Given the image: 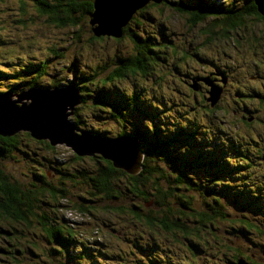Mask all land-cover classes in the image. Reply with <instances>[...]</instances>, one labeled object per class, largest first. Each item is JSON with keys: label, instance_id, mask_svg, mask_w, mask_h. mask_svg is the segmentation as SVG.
Here are the masks:
<instances>
[{"label": "trees", "instance_id": "obj_1", "mask_svg": "<svg viewBox=\"0 0 264 264\" xmlns=\"http://www.w3.org/2000/svg\"><path fill=\"white\" fill-rule=\"evenodd\" d=\"M33 1L32 8H27L29 13L55 23L60 32L63 31L64 25L71 24L72 27L78 24L80 30L74 35L76 38L79 37V33H82L80 31L81 29L83 31L84 25L90 24L91 34L87 35L83 32L84 38H113L117 47L124 39V35L134 42L133 49L136 51L130 58L119 59L115 64H112V67L110 63L106 62L99 66L101 69H107L106 78L101 79L103 87L109 83L114 84L116 79L127 77L128 74L130 76L139 75L144 81L150 83L141 84L129 94L112 91L107 99L103 98V88L91 95L97 90V87L94 86L96 83L94 79L98 80L99 74L80 75L81 69L78 68L80 64H77V59L80 61L82 53L80 44L84 43V47L88 48L91 40H84L82 36L84 42L81 43L77 40L80 42L77 46L70 34L71 30H69L68 33H64V42L67 43V46H75L73 55L75 57L68 63L69 65L61 63L60 58L64 57V52L60 48L57 49L56 46H51L48 53H43L22 64L7 59L9 57L7 51L0 52V56L4 58L0 64V83L4 82L0 87V96H7L8 93L17 95L33 88L43 91L58 88L64 96L68 94V99L69 96H72L70 97L72 100L74 98L73 90L69 88H76L78 99L75 103L76 112L84 113L86 116H84L85 118L74 114L68 116H72L70 118L79 123L80 129L88 131L89 134H98L108 138L132 136L137 141V147L142 150L143 157L139 171L129 172L125 168L115 165L112 159L101 153L78 154L63 143L53 145L49 139L33 137L26 130L21 129L12 135L0 133V231L4 230L5 232L4 238L0 240V251L16 258V253L12 251L14 247L10 244L13 240L15 241L20 231L14 225L32 223L40 229L38 236L43 237V243L37 244L39 253L42 255V263L43 255L48 250L46 243L53 242L55 244L53 247L57 246L61 251L65 250L66 246L67 248L70 246V241L79 245L70 254L74 264L82 257L88 258L87 261L90 262L85 264H99L97 259L89 258L96 255L91 246L77 241L76 234L78 233L73 230L74 224H69L70 221L66 219H60L61 212L56 210V207L59 204L62 205L61 202L68 197L69 201H66L68 208L87 212L94 219H103V224H113L114 235L117 234L119 238L122 233H125L120 231L121 225L126 223L132 224V226L140 223L145 224V228H149V234L153 236L150 246H139L140 250L148 249L143 257L147 264H152L156 251L161 248L160 245L165 240L168 242L164 243L169 246H177L191 256L193 254L201 256V252L205 250L211 252L215 258L219 253L218 257L222 258L218 259L224 260L227 264H237L239 259L246 264H264V259H259V255L253 252L244 253L242 244L237 240L241 236H245L246 231L264 232V228L261 227L262 223L255 222L246 213V208L255 205V200L260 194L253 193L252 202L240 200V205L245 207V211L241 208H237L235 213L229 211L232 207L229 203H233L235 199L233 197L235 190L232 186L238 184L234 181L235 179H230V175L236 173L243 178L244 174L254 173L253 169H247L248 165H252L249 159L253 157L254 160L255 158L260 159L264 155L247 154L244 149L250 147L249 143H253L255 146V135L264 137V133L255 132L248 139L246 147L238 146L236 152L244 157H240V161L237 160L235 163H232L231 160V154L235 152L228 153L226 138L231 129L238 125L234 121L243 123L245 119L247 125L251 120L259 122L257 119L264 117V75L260 76V70L264 71V64L261 63L264 58L261 59L260 56L263 57L264 53L260 54L259 52V50L264 51V14L260 13L257 0H224L227 3L226 6L221 5L220 2L216 4V0L149 1L146 5L136 9L123 26L120 36L107 33L95 34L96 23L91 22L94 0ZM2 3L3 1L0 0V4ZM168 3H170L168 8L172 11L173 16L182 19L186 29L179 31L176 41L156 50L154 39L149 41L148 36H146L147 38L142 37L141 34H137L130 28L131 25L140 27L142 18L137 15L144 7L157 6L162 10V7ZM19 20L21 23H25V20ZM7 23L0 19V32L7 31ZM202 35L205 36V41L199 39ZM209 42L222 48L224 55L230 54L229 51L232 48H236L237 51L243 50L247 56H251L252 62L260 67L257 74H252L256 78L253 79L254 84L247 86L250 88L249 92L246 90L247 87L236 88L233 91L240 95H245L243 94L245 91L246 94L250 93L252 95L250 97L251 104L249 101H244V99L248 100L244 96L240 99L233 97L232 102L229 98H225V91L219 94L213 104L206 99L205 95H208L210 90L207 79L213 80L212 76L225 75V69L219 64V60L215 61V59L210 62L214 63L213 69H216L218 74L214 73L211 68L205 70H201L202 67L196 68L198 62L194 60L193 56H199V60L205 57L206 53L212 49L205 48L207 43L208 47H211ZM117 47L113 50L118 51L119 47L118 49ZM163 49L165 52L169 51L170 54L163 53ZM157 56L173 60L174 67L182 68L187 78H192L193 83L183 79V84L187 86V89L183 90V96L190 100L194 110L198 106L200 107L201 113L196 119L202 122L200 131H203L204 137L199 138L202 140V144L198 140L189 141L191 136L199 132V129L193 128L189 133L185 131V126H181L179 130L169 134L170 132L156 121L157 117L164 113V108L158 103L157 85L160 82H167L164 79L170 80L172 77L169 71L161 70L157 66ZM216 57L219 56L214 54L210 58ZM225 61L227 62V60ZM57 64L62 66H55ZM187 65H192L193 68L191 69ZM53 66L57 72L49 71ZM63 72H65L64 78L57 76ZM149 76L154 79L150 81ZM85 79L87 81L83 84L82 81ZM195 82L199 86L198 89L192 88ZM213 85L220 88L221 83L214 78ZM161 86L166 87L163 84ZM201 86L209 87V90L203 91ZM141 87L146 88L149 94L155 97L154 104L149 97L152 103L151 111H147L137 103L140 97L138 90L143 89ZM170 99L171 97H168L167 101ZM229 106L236 113L230 115V119L233 121L228 120L224 124L223 119L230 112ZM240 109L247 111V114H244L245 112ZM132 112L139 113L132 114ZM249 114L252 115V118H247ZM228 139H233V136ZM193 145H195L194 149ZM46 146L50 147V150ZM61 146L65 150L61 151L63 153L61 158L54 156L55 162H53L50 159L51 156H48L47 150L55 152L57 147ZM42 151L44 153L41 155L42 159L44 156H48V161L60 164L59 166L49 164V166L59 173L52 176L55 178L60 177V174L64 176L60 179L62 184L49 185L45 178L46 175H50V172L47 169H44L46 173L42 172L41 166L34 167V170H37L39 174L31 171L33 179L25 182V185H21L14 178V174L3 168L9 158L15 157V152H21V159H24L30 154H38ZM231 168H239L241 172L232 171ZM13 172H16V169ZM78 178L80 182H83V189L81 190L80 187L78 195L75 193L66 194L67 183L74 182ZM66 179L68 181L64 183ZM123 189L130 195L142 198L145 202L150 201V205L145 206L142 203L134 202L139 204V207L135 206L136 209L120 203V200L115 198L121 196ZM242 191L243 187L240 186L239 191L236 192L241 193ZM259 192L263 193L264 188L259 187ZM220 194L229 195V199L224 203ZM171 198H173L172 201H170ZM48 199L52 202L51 205ZM197 201L201 203L198 204ZM46 203L50 206L42 208L41 206H45ZM235 204L238 205L237 202ZM39 206L40 210L38 211L36 208L38 209ZM20 207L21 209H19ZM255 209L260 211L262 208L257 205ZM99 212H103L104 216L99 217L92 214ZM219 221L224 223V234L217 229ZM7 223L12 228H9ZM92 231L98 233L96 229ZM34 233L32 232L31 241L37 243ZM157 234L159 237L156 238L162 242L155 240ZM233 236H236L237 239ZM183 256L186 257L184 254Z\"/></svg>", "mask_w": 264, "mask_h": 264}, {"label": "rangeland", "instance_id": "obj_2", "mask_svg": "<svg viewBox=\"0 0 264 264\" xmlns=\"http://www.w3.org/2000/svg\"><path fill=\"white\" fill-rule=\"evenodd\" d=\"M2 1L3 3L0 4V7L2 8L0 10V19L5 20L8 23L6 25L7 31L0 32V52L5 53L7 51V55H9L7 59L20 64L26 63L28 60L35 59L43 53L44 54L48 53L50 51L48 49L51 46H56L57 49L60 48L64 52V57L60 58L61 63L68 64L75 57L73 56L75 54L74 53L75 46L73 47L72 45L67 46V43L64 42V38H65L64 33L65 32L68 33V31L71 30L70 34H72L77 46L80 44V42L81 43L84 42V40H91V42L89 43L90 47L88 48L84 47V43L80 44V48L82 51L81 58L80 61L77 59V64H80L78 65V68L81 69L79 71L80 75H89L92 73L99 74V77H97L98 80L96 78L94 79L96 80L94 86L97 87L96 88L97 90L91 93V95L99 91L100 88H103L102 90L103 98L107 99L109 98L107 96L112 91H122L125 94H129V92L131 93V91H135V89H137L138 86H140L141 84L147 85L146 83H150L148 81L147 82L144 81L139 75L130 76L128 74L127 77L116 79L114 81L116 84L109 83L104 85V87L101 85L102 84L101 79L106 78L107 76L106 75L107 69L99 68V66L103 62L104 63L106 62L108 64L110 63L112 67L113 63L115 64L116 61H119V59L125 57L126 59L130 58L132 54L136 51L133 49L134 42L129 37H126V35H124L123 37L124 39L121 40L120 45L118 44L119 50L114 51L113 49L116 48L117 45H116V41L113 38L111 39L110 38L88 39V37L84 38L83 32H85L87 35L91 34L90 24L84 25L83 31L82 29L80 31L82 33H79L80 34L79 37L75 38L74 35L80 30L78 24L72 27L71 24L64 25L63 31L62 30L61 32L58 31L55 23L48 22L47 19H43L40 16L29 13L27 8H32L34 3L33 0H2ZM192 2H194V0H192ZM218 2H220V4L224 6L227 5V3L224 2V0H216V4ZM169 5L170 3L162 7V10L157 6L144 7V9L141 10V12H139L137 15L140 18H142L140 27H136V26L133 27L131 25L130 28V30H134L137 34H141L142 37L148 36L149 41L150 40L152 41V39H154L156 42L155 44L156 50H158L160 47H166L171 42L176 41L179 31L185 28L183 20L177 16H173L172 11H170V9L168 8ZM25 9H26V13H25ZM19 19L25 20V23H21ZM257 28L256 31H258ZM67 33L66 35H68ZM82 36L84 40H82ZM199 39L205 41V36L202 35L199 37ZM77 40H79L80 42H77ZM209 43L211 47H208V43H207L205 48H212V49H210L208 53H206L205 57H202L201 60H199V56L196 55L193 56L194 60L198 62L196 68L202 67L201 70L211 68L214 73L218 74V71L216 69H213L214 63H211L210 61L212 59H215V61L219 60L220 62L219 64L225 69L224 71L225 75L223 77V81L221 79H218V82L221 83L220 93L221 92L223 93L225 91V98H229V100L232 102H233V97H235L236 99H240L242 96H244L245 98H248V100L244 99V101L245 102L249 101L250 103V101H252V99H250L252 95L248 93L250 91V88H248L247 86L249 84H254L255 81L253 79H255L256 76H253L252 74H257V72L260 70V67H258L255 63H253L252 62L253 59L251 58V56H247L246 53L243 52V50L237 51L236 48L234 49L232 48L229 51L230 54L224 55L223 54L224 51L222 48H219L218 45L214 46L212 42ZM229 47L231 46L229 45ZM162 52L170 54L169 51L165 52L164 49L162 50ZM259 52L260 54L264 53L263 50H259ZM214 54H217L219 57L210 58ZM156 58H157L156 61L158 62L157 66L161 70L169 71L170 75L172 76L170 80L164 79L167 82L164 83L160 82L159 85H157V92H158L157 94L159 97L158 103L162 108H164V113L162 115H159L156 121L166 130H168L170 132L169 134H173L176 130H179L181 126H185V131H188L189 133L190 130L193 128L199 129V132H196V135L194 134V136H191L189 141L198 140L200 144H202V140L199 139L201 137H204L202 133L203 131L202 130L200 131V129L202 128V122L201 120L196 119L198 114L201 113L200 107L198 106L194 110L190 100L189 99L187 100L183 96L184 94L183 90L187 89V86L183 84L182 81L183 79H187L188 81L190 80L189 83H193L192 78L191 79L187 78V76L183 73L184 70L182 68L174 67L173 60L164 59V57L160 58L158 56ZM260 58L261 59L264 58V55L263 57L261 55ZM3 60H4L3 56H0V64H2ZM225 60H227V62ZM261 63L264 64V61H262ZM55 66H62V65L57 64ZM187 66H189L191 69L193 68L192 65H187ZM49 71L57 72L54 69V66ZM260 71H261L260 76L264 75V71L263 70ZM159 73L162 74V72L160 71ZM64 74L65 72L57 74V76L64 78L65 77ZM152 79L154 78L150 77V81ZM86 81L87 80L85 79L82 81V83L85 84ZM258 83L260 84V82ZM3 84L4 82L0 83V87ZM161 84L165 85L166 87L163 88ZM241 87L243 89L247 87L246 89L248 91L247 94L246 91L245 93L243 92V94L245 95L233 93V91L236 88H241ZM201 88L203 89V91L209 90V87L207 88L201 86ZM32 90L36 91L37 89L33 88ZM138 92L140 93V97L138 98V102H137L138 105H140L142 108L146 109L147 111H151L152 103L153 104L155 103V97L152 96V94H149V91L146 88H143L141 90L139 89ZM164 92L166 97L164 96ZM149 97L151 98L152 103L150 102ZM168 97H171L170 101H167ZM205 97L208 100L211 97V95L208 94L205 95ZM17 98H20L23 101L17 102ZM225 98L224 100H226ZM5 100L7 103L20 107L26 103H29L30 98L18 97L17 95L8 93ZM52 103H55L57 108L54 109L51 115L46 117L47 121L41 127L43 126L48 127L52 123L53 124L55 123V125L61 124V119L59 118V116H62L63 118L62 113L63 110L65 112V109L68 110L70 114L83 116V117L86 116V114L84 113L81 114L79 112H76L77 106L75 104H72L67 96H62L58 92L51 93L47 96L41 95V97L38 100V104L32 107H27L24 110H28L29 113L32 114L36 113V109L44 108L46 110H52L54 107V106L52 107ZM230 106L228 107L230 108L229 109L230 112L226 114L228 118H230V115H232L233 113H236V111L232 109ZM50 107H52V109H49ZM165 110L167 111L165 112ZM240 111H243L245 112L244 114H247V111L245 110L240 109ZM133 113L134 112H132V114ZM17 117L19 118V115ZM17 117L15 118V120H18ZM70 117L72 116H65V118L70 122V124L72 123L73 126H70L62 130L60 132L62 133V136L61 135L60 136L63 138V134H65L70 138V142L73 143L75 147H81V144L83 143L79 142V138H81L80 136L81 129L79 127V123L74 121ZM38 120H39V116L33 119L32 123L37 125ZM257 120H259V122H254L251 120L250 123L247 125L245 119L243 123L234 121L238 125H236V127H233L230 133L226 135L227 151L229 149L228 153L230 152L229 154H231V152H235L234 154H231L232 163L237 162V160L239 162L240 157H244L241 154L238 155V153L236 152L238 146L246 147L248 139L252 137L253 133L255 132L264 133V117H259V119ZM63 126L64 123L62 122L60 128H62ZM0 129H1V125H0ZM232 136L233 139H228L231 138ZM254 139H256L259 142V144L254 146L253 143H249L250 147L246 149H248L249 152L264 155V137L261 136L259 137L255 135ZM84 147L85 146H83V148ZM46 148L50 150V147L46 146ZM57 148L58 149H56L55 152H50L49 150H47L50 153V154L48 153V156H51L50 159L53 162H55V157L61 158V155L63 154L61 151L65 150L63 146ZM192 148L194 149L195 145H193ZM41 155H44L43 151L42 153H38V154H30L27 158L21 159L22 156L21 152H15V157L9 158V160L5 162L3 168L6 169L7 172L14 174L13 175L14 178H16L21 185H25V182H29L30 180L33 179L31 171L39 174L37 170H34V167L41 166L43 168L42 172L44 171V169H47L50 172V175H46L45 178L48 181L49 185L54 184L55 186H58L59 184H62L60 179L63 178L64 176H61L60 174V177L55 178L52 175H57L59 173L55 172L49 166V164L56 166H59L60 164L53 163L51 162V160L48 161L47 159L48 156L47 157L44 156V159H42ZM249 160L250 162H252V165L251 166L248 165L247 169L248 170L253 169L254 173H250L248 171L249 173L244 174L243 178L240 177L239 175H236V173L230 175V179L233 180L235 179L234 181H236L238 184H234L232 186V188H234L235 190V192H233V197L236 200L234 199L233 203H229L232 205L231 210L229 211L230 212L234 211L235 213L237 212V208H241L244 210L245 207L243 208L240 205V200L244 202H248V200H250V202H252V197H253L252 194L259 193L260 196L255 200V205L246 208V213L249 214L250 218L253 219L255 222L257 223L261 222L262 223L261 227L264 228V192L263 193L259 192V187L262 189L264 188V176L263 178L261 176L262 174H264L263 172L264 156H262L260 159L255 158L256 161L254 160V157ZM231 165L233 167V164ZM14 169H16V172H13ZM231 170L236 171L238 173L241 172V169L239 168H231ZM78 179H76L74 182L67 183L68 190H65L66 194L72 195L75 193V195H78L80 193V187L81 190L83 189L82 188L83 182L81 181L82 182L81 183L80 179L79 180ZM67 181L68 180L66 179L64 183H66ZM240 186L243 187V191H242L243 193L236 192L239 191ZM124 190L125 189L121 191V196L115 198L120 200V203L132 206L134 208H136L135 206L139 207V204H135L134 202L142 203L145 206L150 205V201L145 202L142 198L139 199L138 197L130 195L129 192ZM235 193H237V195H235ZM220 197L223 198L222 201L224 203L227 199H229V195H225V194H220ZM48 200L50 201V199ZM172 200L173 198L170 199V201ZM66 201H69L68 197L61 202L62 205L59 204L56 207V210L61 212L60 219L62 218L66 219L70 221L68 222L69 224L70 223L74 224L73 230L78 233L76 234L77 241H81L85 245H90L92 251L96 253V255L89 258L97 259L99 264H147L143 257L147 253L148 249L140 250L139 246L141 245L146 247L150 246L153 236L149 234L150 233V231H148L149 228L146 229L145 224L140 223V224H136L135 226H132V224L130 225L129 223H126L124 225H121L120 231L125 233H122L119 238L117 234L114 235L115 231L112 229V227L114 226L113 224H103L102 221L103 219H94V217H90L87 214V212H80L77 209L68 208V206L66 205ZM197 202L198 204L201 203L200 201ZM235 202H237L238 205L235 204ZM49 203L50 205L52 204L51 201ZM50 205L46 203L45 206H41V207L46 208ZM257 205L260 206L263 210L261 209L259 211L255 209ZM19 209H21V207ZM36 210L39 211L40 206L38 207V209L36 208ZM92 214H96L99 217L104 216L103 212L92 213ZM7 226L9 228H12L9 223H7ZM14 226L16 227L17 230L20 231V234L16 236L15 241L13 240L10 246L14 247V250L12 251L16 253L15 256L17 259L12 258L9 254H5L3 251H0V264H74L75 263L74 261L73 262L71 261L70 254L79 245H76L75 243H71L69 241L70 246H68V248L66 246L65 250L60 251V249L57 246L53 247V245H55L53 242L46 243L48 250L47 253L43 255L44 260L42 263V259H41L42 255L41 253H39L38 245L43 243L42 241L43 237L38 236L40 232L39 227L35 226L32 223L28 225H26L25 223H17ZM218 227L219 228L217 229H219V232L221 231L224 234V227H225L224 223L219 221ZM95 229L98 230V233L92 231ZM32 232H35L34 235L37 237L36 240L37 243H33L31 241ZM244 234L245 236L243 235L238 239L236 236H233L242 244L244 253L249 254L253 252L254 254L260 256L259 259H264V232L256 233L250 230V231H246V233ZM4 235H5L4 230H1L0 240L4 238ZM156 237H159L158 234L155 235V240L158 242H162ZM164 242H168V241L165 240L161 243L160 245L161 248L156 251V255L153 258L152 264H191V263L192 264H227L224 260L218 259V258H222V257H218L219 253L217 254V258L213 257L211 252H206L205 250L201 252V256L194 254L191 256L185 250H181V248H178L177 246L174 245L169 246ZM183 254L186 257H184ZM87 260L88 258L82 257L76 262V264L90 263Z\"/></svg>", "mask_w": 264, "mask_h": 264}, {"label": "water", "instance_id": "obj_3", "mask_svg": "<svg viewBox=\"0 0 264 264\" xmlns=\"http://www.w3.org/2000/svg\"><path fill=\"white\" fill-rule=\"evenodd\" d=\"M149 1H159V0H94V10L92 12L93 20H91V22L96 23L94 29L95 34L99 35L100 33H107L114 36H118V35L120 36L122 33L123 26L127 23L129 18L136 11V9L145 5V3ZM257 5L259 11L264 14V6L262 5V1L257 0ZM207 83L210 84L208 80ZM69 89L73 90V96H74L72 100H70V97L72 96H69V100L71 101L72 104H75L78 101L77 89L76 88H69ZM57 92L62 96H64V94L58 88L52 90H44V91L43 90L35 91L30 89L22 93H19L17 94L18 97L30 98L29 101L30 104L26 103L20 107L7 103L5 100L6 96H0V125H1L0 133L11 135L21 129L26 130L33 137L36 136L38 138L49 139V141L52 144L63 143L66 146L70 147L75 152H77L78 154L90 155L94 153H101L105 157L112 159L115 165L121 166L129 172L139 171L143 152L139 147H137V141L134 137L123 136L117 138H110V137L108 138V137H102L98 134H89L88 131L81 130L80 131L81 138H79V142L83 144H81V147H75L73 143L70 142V138L68 136L63 134V138H62L61 137L62 133H60L62 130L70 126H73V124L72 123L70 124V122L65 118V116H68V114H70L68 110L65 109V112L63 110L62 113L63 118L62 116H59V118L61 119V124L62 122L64 123V126L62 128H60L61 124L55 125V123L54 124L52 123L48 127L47 126L41 127L47 121L46 117L51 115L49 114V110H46L44 108L36 109V113L33 114L27 113L29 112L28 110H24L27 107H32L38 104V100L41 97V95L47 96L51 93H57ZM209 94L211 95V97L208 100L211 102V104L215 103V100L217 99V95L219 96L220 94V88L211 85ZM22 101H23L22 99L17 98V102H22ZM52 107L54 109L57 108L55 103H52ZM52 107H50L49 109H52ZM18 115L19 118L17 117ZM37 116H39V120L36 125L33 124L32 121ZM16 117L18 120H15ZM33 125H36L37 127ZM83 146L85 147L83 148ZM237 264H246V263L243 260L239 259Z\"/></svg>", "mask_w": 264, "mask_h": 264}, {"label": "flooded vegetation", "instance_id": "obj_4", "mask_svg": "<svg viewBox=\"0 0 264 264\" xmlns=\"http://www.w3.org/2000/svg\"><path fill=\"white\" fill-rule=\"evenodd\" d=\"M253 76H255V75H253ZM222 77H224V76H223V75H222V76L220 75V76H218V77H214V76H212V79H213V80H214V78H216V79H221ZM193 87H194V88H197V89L199 88V86L197 85L196 82H195V84H194ZM247 118H252V115L249 114ZM244 152L247 153V154H251V153H252V152H249V150L246 149V148L244 149ZM261 152H262V151H261ZM262 176H264V174H262Z\"/></svg>", "mask_w": 264, "mask_h": 264}, {"label": "bare ground", "instance_id": "obj_5", "mask_svg": "<svg viewBox=\"0 0 264 264\" xmlns=\"http://www.w3.org/2000/svg\"><path fill=\"white\" fill-rule=\"evenodd\" d=\"M262 1V5L264 6V0H261ZM148 3V2H147ZM147 3H145V5L147 4ZM144 6V5H143ZM142 7V6H141ZM141 7H139V8H141ZM54 111V108L52 109V110H49V114H52V112ZM25 113V112H24ZM27 113H29V112H27ZM26 113V114H27ZM39 115V114H38ZM25 116V115H24ZM29 117H31V116H29ZM27 118V117H26ZM143 157V156H142Z\"/></svg>", "mask_w": 264, "mask_h": 264}]
</instances>
